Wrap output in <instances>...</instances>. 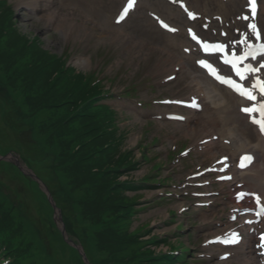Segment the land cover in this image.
<instances>
[{
  "label": "rangeland",
  "instance_id": "obj_1",
  "mask_svg": "<svg viewBox=\"0 0 264 264\" xmlns=\"http://www.w3.org/2000/svg\"><path fill=\"white\" fill-rule=\"evenodd\" d=\"M10 1L15 8H17V6L21 7V14H19L16 10L19 14V24L21 28H23V30L39 34L45 48L50 49L52 52L59 53L66 50L71 51L73 58L77 57L79 54H87L89 56L90 66L91 64H96L101 59L106 58L101 64L100 70L102 71L101 76L108 77V79L105 80L107 86L111 85L112 87H123V85L129 83L130 81H138L142 79L144 76L149 75L150 72L158 68L156 62L161 54V49L153 48L149 43L142 42L141 37L146 36L145 40L150 43H155V41H159L160 39H154L148 36V34L144 36L140 34L115 36V33L110 34L107 31H104L109 30V28L102 30L97 25L92 26L91 23H87L84 20L87 28L93 31L92 36L90 35L85 38H72L70 42H67V45L71 46L69 49L62 39L64 29L49 27L41 18H28L26 16L25 8L20 5V0ZM140 32H142V30ZM77 67L81 68L80 66ZM157 78L158 75L154 76L152 81H155ZM138 93L142 95V99H148L157 96L159 91L148 92L147 89H140ZM7 99L6 96L2 95V90L0 89V128L2 127L5 130L4 132L15 140L16 145L7 144L5 146H1L4 150L11 147L15 148L14 150H5L2 154H4V156L13 155L15 157H20V154L24 155L29 162H31L32 168L45 169L44 166L41 165L43 162L42 158L44 156L40 152L41 146L36 142L35 135L30 129V125L25 119H21L19 121L18 114H15L17 116V120L11 119L14 117V111L11 102L7 101ZM118 113L120 128L127 131V135L124 140L125 146L134 145L137 140H142V137L150 139L153 135L171 132L172 130L171 125L161 124L158 126L153 125V128L149 132H145V121L135 119V116L128 110ZM9 121L12 122V124L18 123L17 121H19V124L26 130L19 133L17 128L11 129L8 124ZM179 137L182 136L175 135V138ZM168 145L169 141L164 145L147 148L149 151V158L147 161H144L145 164L140 165L139 169L134 171L135 174L141 176L149 171V168L153 163L157 161L162 162L160 155H164L163 150L164 148L167 150ZM33 153L36 156H34ZM0 173V178H3L7 184L12 183L13 186L21 188L20 200L24 201L32 215H38L37 220L43 223L45 231L47 233H51L52 228L49 225L48 220L47 222L45 221L46 217L48 219L50 211L46 212L43 208V204L37 199L35 192L30 189L26 180H23L20 176H18L13 168H7L6 170L1 168ZM184 173L185 172L182 174H173L175 180H180ZM129 194H133V192H129ZM147 196L148 194H145V197L144 194H142V196H140V200L145 199ZM167 207H171V204H162L160 208L158 206H148L147 208H144L143 210L145 211L137 214L138 217L136 219L134 218L133 226L139 224L142 228L146 224L154 225L155 223H159L163 215L166 213ZM182 238L186 240L185 237ZM192 240H195V236L192 237ZM67 255L70 261L74 264L72 254L69 253Z\"/></svg>",
  "mask_w": 264,
  "mask_h": 264
},
{
  "label": "bare ground",
  "instance_id": "obj_2",
  "mask_svg": "<svg viewBox=\"0 0 264 264\" xmlns=\"http://www.w3.org/2000/svg\"><path fill=\"white\" fill-rule=\"evenodd\" d=\"M32 1L34 5L37 4L36 0H24V2ZM243 0H193L190 2L196 9L204 13H220L224 15L227 19L229 14H235L239 11L241 3ZM151 1L140 2V5L146 4L150 5ZM98 5L97 0H45V3L41 10H46L43 17L48 23H61L65 22L67 25L74 26V31L79 29H85V24L82 21L76 20L75 9H83V12L89 15V12ZM140 8V7H139ZM65 9V10H64ZM170 19L176 23H182L183 25L187 23L184 16H182L181 11L175 7H171ZM107 22V17L104 18ZM260 22L263 26L264 35V13L259 17ZM112 26H114L112 24ZM66 27V26H65ZM65 29V28H64ZM152 31H156L155 28ZM175 48V60L169 57H164L159 63L164 66L167 61L180 64V67L185 66V62H190L195 56V52L191 51L189 54L176 51L179 45H186L187 39L183 33V28L179 30L177 34H171L169 37ZM168 40H166V43ZM86 62H90L89 58L85 59ZM80 64V61L78 62ZM181 70V69H180ZM198 71V70H197ZM199 72V71H198ZM179 74L182 80L186 78L194 77V87L193 92H201L205 88L201 84L200 76L198 74L188 75L186 73L180 72ZM211 89L216 91V94H211L208 92L205 96V104L203 108L204 123L208 124V129H212L213 132L218 133L217 140L204 143V149L208 152L213 147H218L220 151L228 153L230 155H236L243 149L250 148L259 152V157L262 158V163H253L251 167L247 168L245 171H236V176L242 178L250 188L259 189L264 195V151L262 149V142L258 136L255 128L247 122V117L238 114L235 107L231 105L236 101L237 98L232 92L229 95L224 88H217L215 84L211 82ZM193 111V110H191ZM193 123L196 125L198 123V118L193 117ZM181 132L183 134L189 135L193 128L182 127L184 124H180ZM205 127V126H204ZM197 128L194 126L193 136H196ZM203 137V136H202ZM201 137V138H202ZM228 137L231 139V143L228 145L222 142V138ZM1 140H6L3 134H0ZM200 139V138H199ZM250 235L247 234L245 242H249ZM243 264H257L256 258L252 255L251 249L247 248L243 252L242 258Z\"/></svg>",
  "mask_w": 264,
  "mask_h": 264
},
{
  "label": "trees",
  "instance_id": "obj_3",
  "mask_svg": "<svg viewBox=\"0 0 264 264\" xmlns=\"http://www.w3.org/2000/svg\"><path fill=\"white\" fill-rule=\"evenodd\" d=\"M7 41V40H6ZM8 45V42H7ZM29 56L23 58L24 61ZM26 68L23 64L17 65L15 70ZM36 68H28L30 82L21 84L23 91H29V86H34L30 93L27 94L21 101L19 106V116L27 120L28 124L33 127L32 132L36 136V142L41 146V150L46 144L52 150H56L69 140L71 130L68 125L75 127L78 124L87 126L88 123L96 125V129L100 128V121L91 116L86 117L80 115L78 112L73 111L70 107L74 105L73 96H68L69 79L64 77L61 79L59 84L50 88L48 85L51 81H48V76L45 78L43 72H37ZM27 74V73H25ZM24 75V74H23ZM20 89L19 90L20 92ZM18 93V92H17ZM11 97H16L14 91L8 92ZM71 97V98H70ZM75 107V106H73ZM81 116L82 120H78L76 117ZM77 119L76 121L74 119ZM70 122V123H69ZM104 142L99 139L96 141L98 146ZM4 166L7 167L8 163L3 162ZM29 180L28 177H26ZM48 177H45L47 179ZM104 180L108 181L107 178ZM34 189L43 196L42 192L37 188L35 182L29 180ZM79 187H76L78 189ZM86 192L90 200H86L85 207L88 209L86 216L92 215L99 219L101 224L110 225L112 212L120 213L121 210L117 211L123 203V197L119 196L117 192L109 191L103 184L102 186H88ZM110 217V218H109ZM114 218V217H113ZM113 226V225H111Z\"/></svg>",
  "mask_w": 264,
  "mask_h": 264
},
{
  "label": "snow or ice",
  "instance_id": "obj_4",
  "mask_svg": "<svg viewBox=\"0 0 264 264\" xmlns=\"http://www.w3.org/2000/svg\"><path fill=\"white\" fill-rule=\"evenodd\" d=\"M134 3H135V0H127L126 6H124L123 10L120 13V19H123L124 16L129 12V10L131 8H133ZM191 15L192 14L189 13V16H191ZM161 23H162L163 27L168 28L167 24H163V22H161ZM249 28H254V25H249ZM170 30L171 31H175V29H170ZM189 31L191 33V30H189ZM192 38L194 40L197 39L195 34H192ZM242 42H244V41H242ZM202 46L204 47L205 51H208L209 48H211L212 50H219L221 52H223V50H224V45H211V46H208V45L202 43ZM262 47H264V46H262ZM249 55H250L249 52H243L239 56H237L235 53H233L232 54V59H225L224 60L225 64H230L231 65V70L234 71L237 76H239L241 81H244L246 79L245 73L250 70V66H245L242 69L241 67H239V65ZM199 63L204 65V66H206V67H208L209 69H211L212 73L214 75H216L215 69H213L210 64H206V62L203 61V60L199 61ZM216 79L220 80L221 82H225V83L230 84L236 91L239 92L240 95L244 96L246 99L252 100V101L256 100V97L251 93V91L248 90L247 88L243 87L242 84H238V83H236L235 81H233L231 79H225V77L219 76V75H216ZM261 92L264 93V85H261ZM242 111L248 113L251 116V118H252V122L259 126L261 132H264V102H261L258 105H254L252 107L243 108ZM252 113H259V118L255 117V116H252L251 115ZM241 160L242 161L251 162L252 157L250 155H246V156L241 157ZM244 166H245L244 163H242L241 167H244ZM257 201L259 202V198L258 197H257ZM260 212H264V209H261ZM260 212H258L257 215H260ZM232 235H233V237H236L235 233H233ZM261 239H262V244L260 246L264 247V234H262ZM225 242H235V241L233 240V241H225Z\"/></svg>",
  "mask_w": 264,
  "mask_h": 264
}]
</instances>
